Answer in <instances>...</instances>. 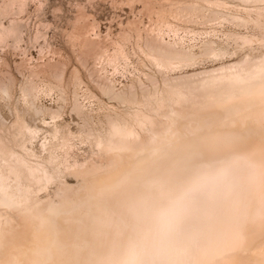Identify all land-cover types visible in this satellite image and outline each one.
Wrapping results in <instances>:
<instances>
[{
	"label": "bare ground",
	"instance_id": "obj_1",
	"mask_svg": "<svg viewBox=\"0 0 264 264\" xmlns=\"http://www.w3.org/2000/svg\"><path fill=\"white\" fill-rule=\"evenodd\" d=\"M128 2L146 23L77 10L18 85L0 57V264H264V0Z\"/></svg>",
	"mask_w": 264,
	"mask_h": 264
},
{
	"label": "rangeland",
	"instance_id": "obj_2",
	"mask_svg": "<svg viewBox=\"0 0 264 264\" xmlns=\"http://www.w3.org/2000/svg\"><path fill=\"white\" fill-rule=\"evenodd\" d=\"M3 1L4 0H0V6ZM40 3H42V7L39 11L38 4ZM139 9V4L131 6L128 0H31V3L29 1L28 5L24 9L25 12L23 10L24 13L14 12L12 15H6V17H3L1 20L3 24H7L10 17L19 19L22 25V40L24 39L23 43L22 41L21 44L19 42V47L13 46L10 41H8V44L0 46V57L5 59L7 65L1 68L3 70H9L18 85L21 81V75L18 73L16 65L19 64L22 66L23 63L20 64L21 62H24L25 66L33 64L38 58V52L43 47L44 41H50L49 43L53 46L60 47L65 52L67 51L70 53L68 36L78 14L77 12H79L77 10L83 11L86 15L89 13L90 20L95 24V31L104 35L107 32L116 34L120 29L126 26L128 20L131 21V19L134 20V18H138L140 22L142 21L141 24L146 23L147 18L138 12ZM91 17H93V20ZM42 30H44L42 35L43 38L42 36L38 37L36 42V33ZM64 30L66 31L64 32ZM16 47L19 49L21 48V50ZM118 80L122 81V78L118 77ZM42 103L46 106H54L53 101L50 99H44L42 100ZM6 118H8L7 115ZM65 120L72 128L74 127V122H76V118H74V116L67 115L65 116ZM41 142H44V140H42V136L36 140V144L39 145ZM78 147L80 148L78 151L79 154L84 157H91L90 148L81 147L80 145H78ZM60 160H63V156H60Z\"/></svg>",
	"mask_w": 264,
	"mask_h": 264
}]
</instances>
